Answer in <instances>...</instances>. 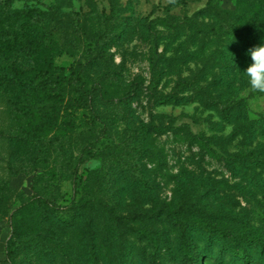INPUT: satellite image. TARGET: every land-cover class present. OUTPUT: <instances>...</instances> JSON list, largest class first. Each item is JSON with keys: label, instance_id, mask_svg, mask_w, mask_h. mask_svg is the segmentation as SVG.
Returning <instances> with one entry per match:
<instances>
[{"label": "rangeland", "instance_id": "374dc122", "mask_svg": "<svg viewBox=\"0 0 264 264\" xmlns=\"http://www.w3.org/2000/svg\"><path fill=\"white\" fill-rule=\"evenodd\" d=\"M253 40L264 0H0V264H264ZM171 123L139 173L84 161ZM33 179L69 218L20 215L11 262Z\"/></svg>", "mask_w": 264, "mask_h": 264}, {"label": "trees", "instance_id": "16d2710c", "mask_svg": "<svg viewBox=\"0 0 264 264\" xmlns=\"http://www.w3.org/2000/svg\"><path fill=\"white\" fill-rule=\"evenodd\" d=\"M25 1H31V0H25ZM23 44H25L26 47H29V43L26 40H22ZM253 42H255L256 44H259V42L257 40H253ZM39 76L41 77V84H44L46 82H51L54 79H60L61 76L57 75L54 72H50L49 69L48 70H42L39 74ZM72 78V83H75V80L79 79L80 76L76 75V78ZM167 97H165V101H167ZM173 127V124L171 123L170 125L167 126H159V125H148V124H142L140 127L137 128V134H140L139 136H137L134 139V142L138 141L140 139V137L143 138H149L150 136H153V134L157 133V134H162L165 133L167 130H169L170 128ZM131 140V139H130ZM132 145V140L128 141L125 140L119 144H111V145H107L102 151H92V150H88V155L87 157L84 159V161H89L93 158H99V159H103V158H115L117 160V165L120 166L122 169H126V170H130V168H132V170L136 173H139V164L138 163H134L132 164L130 159V155L128 153H131V157L132 159H136L138 157V154L141 153L142 151H149V152H154L153 147H145V144L142 145L141 142H136L134 147L131 148ZM124 152H126L125 156H121ZM133 153V155H132ZM232 160H236V161H244V162H253L256 164H260V165H264V158H261V156L255 155L254 153H248V154H238L235 155L234 157H232ZM33 190H34V194L29 198V201L22 204V206L18 209V211L16 212V216L14 218V222L12 223V225H14V231H13V235L10 238V242L8 243L7 246V258L9 261H13V246L17 243V224L20 223V219L19 216L23 215V213H30L32 214V212H37L38 213H48L50 216L52 217H57L58 219L65 221L67 218H69V214L66 212H62L59 207L57 205H52V201H48L47 198L43 195L40 194L37 191V183L35 182V180L33 179Z\"/></svg>", "mask_w": 264, "mask_h": 264}, {"label": "clouds", "instance_id": "9594fccd", "mask_svg": "<svg viewBox=\"0 0 264 264\" xmlns=\"http://www.w3.org/2000/svg\"><path fill=\"white\" fill-rule=\"evenodd\" d=\"M250 63L242 71L250 87L264 93V42L248 52Z\"/></svg>", "mask_w": 264, "mask_h": 264}]
</instances>
